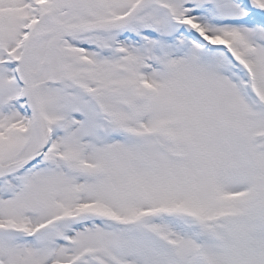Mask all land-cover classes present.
I'll return each instance as SVG.
<instances>
[{"label":"snow or ice","instance_id":"snow-or-ice-1","mask_svg":"<svg viewBox=\"0 0 264 264\" xmlns=\"http://www.w3.org/2000/svg\"><path fill=\"white\" fill-rule=\"evenodd\" d=\"M0 264H264V0H0Z\"/></svg>","mask_w":264,"mask_h":264}]
</instances>
